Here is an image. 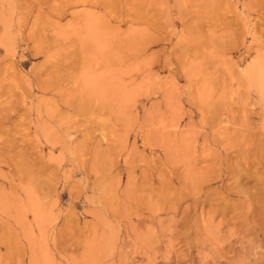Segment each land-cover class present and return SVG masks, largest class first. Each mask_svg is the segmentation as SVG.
<instances>
[{
  "label": "rangeland",
  "instance_id": "obj_1",
  "mask_svg": "<svg viewBox=\"0 0 264 264\" xmlns=\"http://www.w3.org/2000/svg\"><path fill=\"white\" fill-rule=\"evenodd\" d=\"M0 264H264V0H0Z\"/></svg>",
  "mask_w": 264,
  "mask_h": 264
},
{
  "label": "bare ground",
  "instance_id": "obj_2",
  "mask_svg": "<svg viewBox=\"0 0 264 264\" xmlns=\"http://www.w3.org/2000/svg\"><path fill=\"white\" fill-rule=\"evenodd\" d=\"M91 24H93V23H91ZM91 25H89V27H90ZM92 27V26H91ZM93 28V27H92Z\"/></svg>",
  "mask_w": 264,
  "mask_h": 264
}]
</instances>
